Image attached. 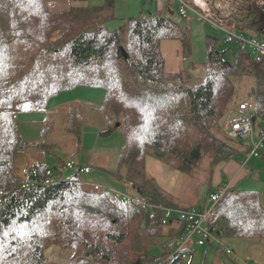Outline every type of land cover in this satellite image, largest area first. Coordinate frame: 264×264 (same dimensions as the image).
I'll return each mask as SVG.
<instances>
[{"label": "trees", "instance_id": "16d2710c", "mask_svg": "<svg viewBox=\"0 0 264 264\" xmlns=\"http://www.w3.org/2000/svg\"><path fill=\"white\" fill-rule=\"evenodd\" d=\"M105 1L104 6H89L87 0H0V264H60L45 257L51 242L75 250L77 259L68 264H185L188 259L191 264L195 253L190 246L173 257L158 249L152 254L143 237L161 229L160 219L149 220L150 209L111 189H87L80 163L70 175L62 163L52 169L47 161L27 169L23 180L13 175L29 146L21 135L19 106L44 112L62 92L103 89L100 111L107 120L106 134L120 124L125 136L116 176L131 184L142 201L159 207L166 199L148 178V156L188 172L201 161L207 141L215 165L247 161L249 145L243 140L230 144L233 139L223 127L244 100L236 83L246 76L254 80V124L261 127L264 121V63L258 65L234 46L221 50L219 40L208 37L205 81L186 85L183 73L166 72L161 51L163 40H178L184 57L192 56L188 30L167 10L171 0H165L164 11L130 18L113 30L107 24L114 19L117 0ZM148 1L157 5V0ZM262 1L255 9L257 21L264 14ZM63 2L69 3L66 9ZM259 32L264 34L263 24ZM78 107L70 108L67 131L80 144L85 119ZM192 130L198 135L195 143ZM259 155L264 158V148ZM57 174L62 180L55 182ZM260 194L228 188L215 216L221 239L264 242ZM129 237L131 248L125 247Z\"/></svg>", "mask_w": 264, "mask_h": 264}, {"label": "rangeland", "instance_id": "374dc122", "mask_svg": "<svg viewBox=\"0 0 264 264\" xmlns=\"http://www.w3.org/2000/svg\"><path fill=\"white\" fill-rule=\"evenodd\" d=\"M141 1L138 0L137 4H132L131 0H117L114 8V19L107 24L108 29L119 28L130 18H137L140 15L146 16L150 12L159 10L156 3L152 4L148 0ZM171 1L172 4L169 8L170 11L174 12V20L182 28L188 30L192 43V56L186 61L187 73H183L182 78L186 85L196 86L205 81L204 63L206 61L208 37L218 39L219 48L223 50L228 47L224 43L226 38L224 29L240 32L249 37L260 38L263 36L261 32L252 27L255 9L262 6V0H184L192 9L218 23L224 29L214 28L193 11L189 12V19H183L180 16L181 4L179 0ZM105 3V0H87L89 6H104ZM61 5L66 9L69 3L63 2ZM258 29H260V26ZM228 56L230 57L229 54ZM185 74L190 75V77H186ZM252 86H254V80L251 76H246L241 83H236L242 100L253 93V90L250 92ZM261 89L264 91V85L261 86ZM104 100L105 91L103 89L79 87L54 96L48 102L44 112H26L23 106H19L20 131L23 138L29 142V146L19 155L12 171L13 175H19L23 180V175L27 169L40 161H47L52 169L56 162L58 164L62 163L61 167L64 168L65 175H70V173H74V168L66 170L69 163L73 166L78 163L85 164L89 162L94 163L95 166H105L106 169L99 168L100 170L96 169L94 171L92 166L83 165V167H90L91 169L89 174L82 173L87 189L94 190L95 185L102 186L104 189H111L121 197L134 196L142 199L132 189L131 184L118 175L116 176L117 173L120 174V171L118 172L119 158L125 143V136L120 124L119 127L116 125L110 134H106L108 129L107 120L100 111ZM73 105L79 106L77 111H81L85 119L80 144L77 143L75 136L67 131L69 112ZM226 123L223 125L224 131ZM190 135L191 142L195 143L198 138L197 132L192 130ZM261 139L259 130H256L255 141L259 142ZM244 142L251 148L250 141ZM38 143H42V145ZM230 144L237 146L240 143L238 140H232ZM204 147V155L201 161L194 164L188 172L178 171L175 167L168 166L165 162L152 156L146 158L148 178L152 180L166 199L161 207L162 209L186 210L197 208L202 210L204 208L208 210L213 205L209 202V199L211 193L218 190L215 185V174L217 173L216 167L222 162L215 165L207 141ZM249 157L247 159L249 162L248 167L246 168L251 169V172L239 184L238 190L260 192L264 205V158L260 155ZM230 161L232 160L223 162ZM173 165H175L174 162ZM61 178L57 174V179L54 181L58 182L62 180ZM228 178L225 175V186L228 183ZM215 216L216 213L213 219L214 224ZM149 220H151L150 217ZM172 226L171 228L161 226V229L152 233L146 231L143 242L147 250H150L152 254H156L158 251L165 253L171 242L182 233V229L178 224ZM121 229V226L114 228L118 232ZM171 230L175 232V235L179 231L180 233L174 236ZM222 243L232 249L229 256L222 254L219 251L220 247H212L208 244L200 247L195 244L193 245L195 253L191 264H264V242L262 240L228 238L222 239ZM125 245V247L131 248V237H129V243ZM157 249L158 251H156ZM75 255L76 252L73 248H68L63 243L58 242H51L45 250V257L51 263L68 264L77 259ZM190 260H186L185 264Z\"/></svg>", "mask_w": 264, "mask_h": 264}, {"label": "built area", "instance_id": "2783aa9c", "mask_svg": "<svg viewBox=\"0 0 264 264\" xmlns=\"http://www.w3.org/2000/svg\"><path fill=\"white\" fill-rule=\"evenodd\" d=\"M179 2L181 4L180 16L183 19H189V12L193 11L205 21L209 22L214 28H222L218 23L211 21L206 16L201 15L192 9L184 0H179ZM157 5L160 11H164L166 9L165 0H157ZM224 31L226 33V38L224 39V43L226 45L237 47L239 51L251 54L258 65L264 63V34L259 38L249 37L243 33L233 30L224 29ZM254 111L255 93H250L247 98L243 100L231 113L225 127V133L231 139L251 142L250 157L259 156L260 150L264 148V121L262 122L261 127H256L253 120ZM256 130H259V134L262 137L259 142L255 141ZM247 164L248 160L243 163L245 167ZM74 167L75 165L72 166V164L69 163L66 170H70ZM90 172V167L81 168V173L83 174H89ZM26 188L27 187L24 186V189ZM94 188L95 190L101 192L107 190L102 186L96 185ZM228 188L229 187H221L216 193L210 195L209 202L213 205L208 210H199L197 208L186 210L162 209L159 206H149L144 201L136 197H124L140 208L150 209V219L156 220L159 218L162 226L166 227L174 223H177L180 226L182 233L180 236H177L165 250L166 253L170 254V257L181 253L186 248L195 244L200 247L206 246L207 244L213 247H220L222 251L230 255L232 253V249L222 243V239L219 236V227L213 223L217 206L226 194ZM158 211L161 213L160 217H158Z\"/></svg>", "mask_w": 264, "mask_h": 264}, {"label": "crops", "instance_id": "0c3cea01", "mask_svg": "<svg viewBox=\"0 0 264 264\" xmlns=\"http://www.w3.org/2000/svg\"><path fill=\"white\" fill-rule=\"evenodd\" d=\"M138 0H131V3L137 4ZM143 1V0H142ZM141 1V2H142ZM172 4V1H171ZM174 4V3H173ZM140 5V4H139ZM170 8H167L169 10ZM174 14V12L172 11ZM254 20V19H253ZM253 22V26L256 30L259 31L258 27L261 25V23L256 20ZM161 51L165 60V68L166 72L169 74H178V73H187L186 71V61L189 58H185L183 55V47L182 43L178 40H163L161 42ZM249 163V162H248ZM82 165L92 166L94 171L96 169H106L105 166H95L94 163H80ZM97 167V168H96ZM248 167V164L247 166ZM243 164L235 161L230 162H222L216 167V181L215 185L218 188H221L225 186V175H227L228 183L226 187H238L239 184L246 179L249 176V173L251 172V169L246 168ZM100 170V169H99ZM222 181V182H221ZM204 209V208H203Z\"/></svg>", "mask_w": 264, "mask_h": 264}, {"label": "water", "instance_id": "95a60500", "mask_svg": "<svg viewBox=\"0 0 264 264\" xmlns=\"http://www.w3.org/2000/svg\"><path fill=\"white\" fill-rule=\"evenodd\" d=\"M259 22L261 23V24H263L264 25V14L263 15H261V17H260V19H259ZM124 54H125V51H124ZM253 93H255V90H253L252 91ZM120 125L119 124H117V127H119Z\"/></svg>", "mask_w": 264, "mask_h": 264}, {"label": "flooded vegetation", "instance_id": "af4514ba", "mask_svg": "<svg viewBox=\"0 0 264 264\" xmlns=\"http://www.w3.org/2000/svg\"><path fill=\"white\" fill-rule=\"evenodd\" d=\"M255 17L257 18V15H256V13L253 15V18L255 19ZM260 19V18H259Z\"/></svg>", "mask_w": 264, "mask_h": 264}]
</instances>
